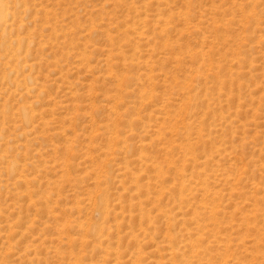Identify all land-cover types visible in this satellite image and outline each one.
Wrapping results in <instances>:
<instances>
[{
  "label": "rangeland",
  "instance_id": "obj_1",
  "mask_svg": "<svg viewBox=\"0 0 264 264\" xmlns=\"http://www.w3.org/2000/svg\"><path fill=\"white\" fill-rule=\"evenodd\" d=\"M4 3L0 264H264V0Z\"/></svg>",
  "mask_w": 264,
  "mask_h": 264
},
{
  "label": "bare ground",
  "instance_id": "obj_2",
  "mask_svg": "<svg viewBox=\"0 0 264 264\" xmlns=\"http://www.w3.org/2000/svg\"><path fill=\"white\" fill-rule=\"evenodd\" d=\"M5 13V3H4V0H0V16L2 17ZM0 17V18H1ZM23 42V41H22ZM10 170V169H9ZM181 192V191H180ZM144 214V213H143ZM98 225V224H97ZM99 228V227H98ZM95 230V229H94ZM175 256V255H173ZM178 256V255H176ZM175 258V257H174ZM171 262V261H170Z\"/></svg>",
  "mask_w": 264,
  "mask_h": 264
}]
</instances>
